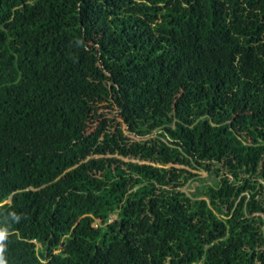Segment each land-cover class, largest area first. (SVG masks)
<instances>
[{
	"label": "trees",
	"instance_id": "obj_1",
	"mask_svg": "<svg viewBox=\"0 0 264 264\" xmlns=\"http://www.w3.org/2000/svg\"><path fill=\"white\" fill-rule=\"evenodd\" d=\"M0 264H264V0H0Z\"/></svg>",
	"mask_w": 264,
	"mask_h": 264
},
{
	"label": "rangeland",
	"instance_id": "obj_2",
	"mask_svg": "<svg viewBox=\"0 0 264 264\" xmlns=\"http://www.w3.org/2000/svg\"><path fill=\"white\" fill-rule=\"evenodd\" d=\"M105 104V103H104ZM99 112H108L106 109H101ZM204 175V174H203Z\"/></svg>",
	"mask_w": 264,
	"mask_h": 264
}]
</instances>
